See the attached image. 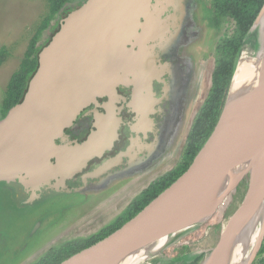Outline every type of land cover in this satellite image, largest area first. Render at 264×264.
I'll use <instances>...</instances> for the list:
<instances>
[{"label": "water", "instance_id": "95a60500", "mask_svg": "<svg viewBox=\"0 0 264 264\" xmlns=\"http://www.w3.org/2000/svg\"><path fill=\"white\" fill-rule=\"evenodd\" d=\"M150 2L89 0L61 20L58 31L37 55L38 66L23 99L0 119V181L18 180L28 187L37 175L42 181L52 176L50 186L65 190L91 160L111 150L122 124L116 87L126 85L131 74L142 70L144 44L134 39L140 37L148 8L154 6ZM243 52L249 56L243 64L255 71L244 88L237 86L241 91L230 103ZM103 96L107 100L100 104ZM225 102L214 130L184 173L120 229L60 264H118L144 254L141 264L160 255L213 216L237 185L220 197L229 175L257 155L261 179L251 188L249 176L239 208L199 263L223 264L237 237L260 218L264 222V206L255 212L258 200H264V3L242 41ZM90 105L103 110L93 113V130L82 142H67L64 129ZM59 138L64 144L56 145ZM190 187L192 194L181 195ZM263 237L264 225L257 247L243 264H253Z\"/></svg>", "mask_w": 264, "mask_h": 264}, {"label": "rangeland", "instance_id": "374dc122", "mask_svg": "<svg viewBox=\"0 0 264 264\" xmlns=\"http://www.w3.org/2000/svg\"><path fill=\"white\" fill-rule=\"evenodd\" d=\"M88 1L74 0L64 10H75ZM182 1L185 2L186 6L183 7L180 4L181 0L151 1L157 11L161 12V7H163L162 12L176 15L170 19L176 30L173 42L171 41L172 49L183 39L182 31L186 30L187 25H185L182 15H185L189 10V5L195 0ZM209 2H200L205 9L206 17L199 23L201 27L198 39L200 46L196 48L194 54L196 74L192 104L191 107L189 106L188 117L176 145L163 153L164 156L161 154L163 158L160 156L156 158V160L162 159V161L156 164L154 168L144 172L138 170L142 173L137 172L130 177L121 176L122 179L114 180L106 188L86 195L80 193L67 194L68 191L66 190L61 191L65 193H49L47 196L43 193L40 194L42 189L51 190L50 184L54 179L52 176L50 179L42 181L37 175L35 183L28 187L18 180L0 181V264H34L52 247L98 234L124 214L127 206L150 183L175 166L180 158L183 142L192 119L200 105L204 103L210 87L216 45L233 28L232 22L228 20H223L219 27H213L211 23L212 4L210 5ZM64 10L56 15L50 21L48 28L41 33L38 38V45H41L50 36L51 30L58 23V19L64 15ZM47 13L48 7L45 0H0V48L5 47L9 53L8 58L0 65V105L10 76L17 69L37 26L40 25ZM154 22L155 20L145 22L141 36L144 35V32L153 35V37L158 34L160 26ZM135 40L138 43V38ZM174 63H176L175 59ZM176 70L177 63L175 73H177ZM117 96L119 98V95ZM174 96L172 93L170 94L172 102L179 104L176 93ZM148 143L142 146H146ZM147 148L150 147L147 146ZM146 152L150 154L149 150ZM247 165L248 162L245 166ZM245 166L242 165L239 172L234 171L229 175L222 187L220 197L236 182L237 185L224 198L222 204L207 222L183 237L176 246L173 245L163 250L160 255L151 256L141 264H199L209 250L216 245L224 228L227 227L230 216L239 208L244 199L250 176L249 172L245 170ZM106 167L105 170L97 172L96 176L99 177L104 174ZM86 182L84 180L81 184L85 185ZM74 189V192H79L82 187L77 186ZM12 192L17 193V198L13 197ZM256 208L255 212L260 208L259 203H257ZM263 245L264 237L259 250ZM178 249L182 252L181 256L189 254L187 257L189 259L175 261L180 256L177 254Z\"/></svg>", "mask_w": 264, "mask_h": 264}, {"label": "flooded vegetation", "instance_id": "af4514ba", "mask_svg": "<svg viewBox=\"0 0 264 264\" xmlns=\"http://www.w3.org/2000/svg\"><path fill=\"white\" fill-rule=\"evenodd\" d=\"M165 1L167 2V0ZM204 1H210V5L212 4L213 18L212 0L193 1L189 5V10L185 15H182V19L187 25L186 30L182 31L183 39L173 49L171 41L173 42L176 30L170 19L176 15L162 12L163 7H161V12L157 11L154 6L148 8L150 12L145 19L155 20L154 24L159 25L160 30L154 37L145 32L141 36V30H139L140 37L137 44H144V48L141 49V56L144 59L140 61L142 70L131 74L126 85L119 84L116 87V94L119 95V99L115 104L120 109L119 116L122 120L118 139L114 142L111 150L105 151L100 158L91 160L82 172L70 180L67 189H65L68 191L67 194L80 193L86 195L106 188L114 180L122 179L121 176L130 177L140 172L138 170H143L142 172L150 170L162 161V159L156 160V158L161 157V154L166 153L168 149L176 145L188 117L189 106L191 107L192 104L196 74L194 54L196 48L200 46V42H198L201 28L199 23L206 17L205 9L200 2ZM180 4L183 7L186 6L182 0ZM70 11H66L65 16ZM212 18L211 23L213 24ZM140 22L144 23V19H140ZM205 27L207 28V26ZM213 27L215 26L213 25ZM134 50L138 51L139 49L136 46ZM191 50L193 51L191 52ZM174 59L177 63V73H175L176 63H174ZM171 93L173 96L176 93L179 104L172 102ZM106 100V96L98 99L100 104ZM95 111L103 112L101 108L90 105L81 111L70 126L64 129L63 136L66 137L67 142L72 144L82 142L87 138L94 128L93 113ZM147 142L149 143L146 146H142ZM55 143L56 145L63 144L60 138ZM147 146L150 148L148 149ZM147 150L150 154L146 152ZM105 166L107 167L104 174L97 177V172L105 170ZM84 180L87 181L85 185L81 184ZM77 186H81L82 190L74 192L73 190ZM22 189L24 188L22 187ZM50 189H42L40 194L43 193L47 196L49 193H65L61 192L65 190H56L53 186H50ZM13 192V197L17 198V193ZM260 258L264 259L263 255L259 257L257 254L253 264H264V260L262 261Z\"/></svg>", "mask_w": 264, "mask_h": 264}, {"label": "trees", "instance_id": "16d2710c", "mask_svg": "<svg viewBox=\"0 0 264 264\" xmlns=\"http://www.w3.org/2000/svg\"><path fill=\"white\" fill-rule=\"evenodd\" d=\"M48 13L37 26L36 32L30 40L26 51L17 67L10 76L5 87L4 96L0 105V119L4 118L8 111L19 104L26 92L29 80L38 66L37 55L58 31L59 25L65 16L64 8L72 4L74 0H45ZM213 18L215 27H219L223 20L232 22V31L221 38L215 50L214 66L210 77V87L196 112L187 136L183 150L177 164L154 180L148 187L136 197L114 223L108 228L102 229L98 234L86 239H76L65 242L57 247H52L44 253L34 264H60L74 254L84 250L111 233L120 229L121 226L140 212L163 190L170 186L192 163L194 157L205 144L214 130L227 96L228 88L235 69L239 50L243 39L256 19L264 0H212ZM64 10V15L58 19V23L51 30L50 36L38 45V38L49 26L50 21ZM9 53L5 47L0 48V65L8 58ZM239 172V169L237 170ZM183 249H185L183 247ZM182 250V249H181ZM177 254L181 257L182 252L178 249ZM184 254V253H183ZM264 254V245L258 255ZM262 258H260L261 260ZM264 259H262L263 261ZM259 262L258 260H256Z\"/></svg>", "mask_w": 264, "mask_h": 264}, {"label": "bare ground", "instance_id": "6f19581e", "mask_svg": "<svg viewBox=\"0 0 264 264\" xmlns=\"http://www.w3.org/2000/svg\"><path fill=\"white\" fill-rule=\"evenodd\" d=\"M248 57L249 56L247 55L246 52L245 53L243 52L241 55L240 63H239L237 72H236L235 77H234L233 87H232L230 95H229V102L230 103L237 98L238 94L241 91V90H237V86L242 84V88H244L246 86V83L248 82L246 80L255 71V68L250 69L248 65L243 64V62ZM256 71H258V70H256ZM245 170H247V172L251 173V175H250V179H251L250 187L253 188L256 185V183L258 182V180L261 179V164L259 163L257 155L254 156L253 162H248V165L245 166ZM192 190H194V188L190 187V188H187L185 190L180 191V193H181V195L187 196V195L192 194ZM259 201L260 200H258V203H259ZM259 205H260V208L257 211V214L259 212H261V210L264 206V200L262 203H259ZM226 219H228V218H226ZM263 223H264L263 218H260L258 221H255L251 225H249L246 228L245 233L240 234L237 237V239L233 243V246H232V249L230 250L229 255L227 256V258L223 264H243L244 258L248 255V253L252 249L256 248L258 245L261 228L264 225ZM163 241L164 240L160 241L156 248L161 247L163 244ZM142 259H144V254L141 258L139 257V254H138V255L130 256L126 259H123L118 264H136V263L138 264V262L141 261Z\"/></svg>", "mask_w": 264, "mask_h": 264}]
</instances>
